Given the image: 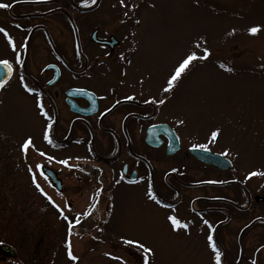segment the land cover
<instances>
[{"label": "flooded vegetation", "instance_id": "flooded-vegetation-1", "mask_svg": "<svg viewBox=\"0 0 264 264\" xmlns=\"http://www.w3.org/2000/svg\"><path fill=\"white\" fill-rule=\"evenodd\" d=\"M148 2L0 0L11 4L0 8V28L8 33H0V61L12 68L0 99L12 106L16 92L22 94L46 126L40 143L61 191L50 181L49 188L69 211L66 234L80 227L82 235L101 237L113 198L130 192L142 212L155 215L143 237L192 242L203 264H215L211 235L221 264H264L260 183L250 184L221 151L185 140L166 118L160 91H149L148 74L138 73L135 65L150 49L144 41ZM194 149L231 164H206ZM91 167L101 174L100 184L84 173ZM77 199L84 202L81 210ZM169 216L187 228L173 230ZM145 257L151 264L142 250L144 264Z\"/></svg>", "mask_w": 264, "mask_h": 264}, {"label": "rangeland", "instance_id": "rangeland-1", "mask_svg": "<svg viewBox=\"0 0 264 264\" xmlns=\"http://www.w3.org/2000/svg\"><path fill=\"white\" fill-rule=\"evenodd\" d=\"M148 1L144 41L150 49L135 65L138 73L148 74L149 91H160L166 118L180 126L185 140L224 153L250 184L260 183L264 195V0ZM253 26L260 29L255 35L248 32ZM205 49L206 59L192 61L165 92L179 62ZM16 93L12 106L0 99V245L16 253L0 264H144L142 249L124 240L152 249L151 264H203L192 242L143 237L155 215L142 212L130 192L113 198L101 237L82 235L80 227L71 231L77 257L71 260L64 251L69 211L37 167H49V150L40 143L46 126L31 100ZM212 131H218L215 141ZM254 172L260 174L249 175ZM74 205L81 210L84 202Z\"/></svg>", "mask_w": 264, "mask_h": 264}, {"label": "snow or ice", "instance_id": "snow-or-ice-1", "mask_svg": "<svg viewBox=\"0 0 264 264\" xmlns=\"http://www.w3.org/2000/svg\"><path fill=\"white\" fill-rule=\"evenodd\" d=\"M93 2H95V0H93ZM121 3L123 4V0H121ZM11 4H6V3H0V8H10ZM259 26H253L251 28L248 29V32L252 35H255L258 33L259 31ZM0 33H4L5 36L8 35V33L5 31V29L0 28ZM9 43H11V39L9 38ZM205 54L202 56H197L195 52H192L188 55H186V57L179 62L178 66L174 69L173 73L171 74L170 78L167 80V86L163 89L165 92H169L173 89L174 87V82H176L177 80H179L182 77V74L186 72V70L189 68L190 64L192 61L194 60H202V59H206L207 55H208V50L205 49L204 50ZM0 64H3L5 68H7L8 73L10 74L12 71L11 65L8 63V61H0ZM5 81L0 80V87L4 86ZM29 91H31V89H28ZM128 99H131V97H128ZM155 102V101H154ZM159 103H164L163 100L158 101ZM182 123V121H181ZM218 136V131H212L211 132V139L213 141L216 140ZM46 138H47V134H46ZM31 143V140H25V142L21 145L22 150H27L29 145ZM199 147L201 148H205L206 145H199ZM66 163V162H65ZM39 167V166H37ZM260 173H250L249 175H258ZM37 187H39V185H37ZM150 199L152 200H156V197L154 195H152L151 193H149ZM157 203H159V201H157ZM65 219H67V217H65ZM169 221L171 222V226L173 228V230H176L178 228H187V224H181V222L174 216H169L168 217ZM79 221H77L78 223ZM205 223H207V221H205ZM208 241L210 244V247L212 248L213 252L215 253V264H221V252L217 249L216 244L213 242V237L211 235L208 236ZM125 244H136L138 245V247L140 249H142L145 253H151L152 249L146 247L143 243L139 242V241H134V240H124ZM68 256L71 260L76 261L77 257L75 255H73L72 251H71V245L69 244L68 246ZM105 255H109L108 253H106ZM114 259H120L119 257H113ZM145 264H148V260L147 257H145Z\"/></svg>", "mask_w": 264, "mask_h": 264}, {"label": "water", "instance_id": "water-1", "mask_svg": "<svg viewBox=\"0 0 264 264\" xmlns=\"http://www.w3.org/2000/svg\"><path fill=\"white\" fill-rule=\"evenodd\" d=\"M10 77V74L8 73L7 68L4 67L3 64H0V80L5 81V83L8 81ZM4 83V85H5ZM2 87H0L1 89ZM191 153L202 162L212 165L217 168L225 169L226 167L230 166V163L225 160L224 158L220 157L219 155L209 153L207 151L202 150H192ZM222 162H226V165L222 164ZM40 173L47 177L48 180H50L52 187H54L58 192L61 191L59 188V181H57L55 174L49 170L47 167H40ZM4 252H6L10 257H14V252L10 248H4Z\"/></svg>", "mask_w": 264, "mask_h": 264}]
</instances>
